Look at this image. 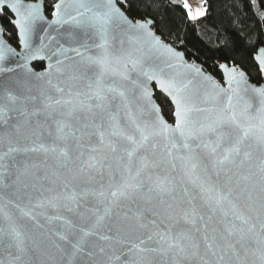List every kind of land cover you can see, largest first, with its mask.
Masks as SVG:
<instances>
[{"label":"snow or ice","instance_id":"snow-or-ice-1","mask_svg":"<svg viewBox=\"0 0 264 264\" xmlns=\"http://www.w3.org/2000/svg\"><path fill=\"white\" fill-rule=\"evenodd\" d=\"M141 7L0 0V264H264V84L188 64Z\"/></svg>","mask_w":264,"mask_h":264},{"label":"trees","instance_id":"trees-1","mask_svg":"<svg viewBox=\"0 0 264 264\" xmlns=\"http://www.w3.org/2000/svg\"><path fill=\"white\" fill-rule=\"evenodd\" d=\"M44 1L45 10L51 15L50 5L56 0ZM148 2L153 7H141L139 15L151 16L157 33L183 50L189 59L201 63L206 71L221 78L218 64H236L253 82L264 81V74L258 72L257 63L249 55L255 46L264 47V0H206L207 13L195 22L187 18L185 10L171 5L169 0ZM0 19L8 40L19 47L14 26L3 17ZM34 66L42 69L44 63L38 62ZM162 99L157 100L160 103Z\"/></svg>","mask_w":264,"mask_h":264},{"label":"water","instance_id":"water-1","mask_svg":"<svg viewBox=\"0 0 264 264\" xmlns=\"http://www.w3.org/2000/svg\"><path fill=\"white\" fill-rule=\"evenodd\" d=\"M24 2H25V3H38L39 0H24ZM43 2H44V4H45V1H44V0H43ZM44 14H45V16L47 17V20L50 21V20L52 19V15H48L47 12H46V10H45ZM12 16H13V19H14L15 17H14L13 14H12ZM0 25H3L2 22H1V19H0ZM45 28H46V25H45ZM46 30L51 31V29H46ZM153 30L156 32V34H157L158 36H160V38H161L165 43L169 44L171 47H173L174 49H176V51L183 53L184 61H186L188 64H196V65L200 66V67L202 68V70H203L206 74L212 75V76H213L214 78H216L217 80H220L222 84L224 83V82L221 80V78L217 77L214 73L209 72V71H206V70L204 69V66H203L201 63H199L198 61H194V60L189 59V58L186 56V54H185V52H184L183 50H181L179 47H177V46L174 45L173 43L169 42L166 38H164L162 35H160L159 33H157V31H156L155 29H153ZM52 34L55 35V32H52ZM121 38H122V37H118L117 40L114 42V43L116 44L117 47L119 46V39H121ZM4 39H5V40H6V41H7L12 47H14V48L16 49L17 52L22 51L21 46L19 45V47H16L15 45H13V44L8 40V38H7L6 35H4ZM53 43H54V42H53ZM125 47H127V43H125ZM46 51H47V50H46ZM38 62H40V63H44V67H46V65H47V60H44V61H32V67L35 68L34 64H35V63H38ZM230 65H231V64H230ZM239 67H240V66H239ZM240 68H241V67H240ZM35 69L38 70V71H39V70H42V69H37V68H35ZM241 69H242V68H241ZM242 70H243V69H242ZM243 71H245V70H243ZM245 73H246V71H245ZM246 74H247V73H246ZM247 76H248V78H249V83L252 84V85L259 86L260 84H264V81H263L262 83H255V82H253V81L250 79V77H249L248 74H247ZM194 85H195V82H194ZM152 86L155 87V82H152ZM225 86H226V85H225ZM248 98H251L250 94H249V97H248ZM252 102H253V105L255 106V105H256V101H255V99H252ZM157 103H159L158 100H157ZM166 119H168V118L166 117ZM170 122H171V120H170ZM49 163L51 164V163H53V162H52V161H49Z\"/></svg>","mask_w":264,"mask_h":264},{"label":"rangeland","instance_id":"rangeland-1","mask_svg":"<svg viewBox=\"0 0 264 264\" xmlns=\"http://www.w3.org/2000/svg\"><path fill=\"white\" fill-rule=\"evenodd\" d=\"M188 3L191 5L193 10L202 6V0H188ZM203 7H205V4H203Z\"/></svg>","mask_w":264,"mask_h":264}]
</instances>
